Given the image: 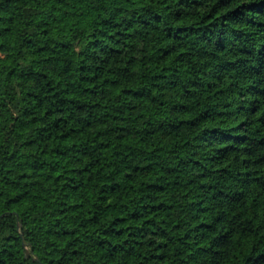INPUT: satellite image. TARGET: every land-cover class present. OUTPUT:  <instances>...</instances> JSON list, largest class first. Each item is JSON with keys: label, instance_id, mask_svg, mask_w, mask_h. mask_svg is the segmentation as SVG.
Wrapping results in <instances>:
<instances>
[{"label": "trees", "instance_id": "16d2710c", "mask_svg": "<svg viewBox=\"0 0 264 264\" xmlns=\"http://www.w3.org/2000/svg\"><path fill=\"white\" fill-rule=\"evenodd\" d=\"M0 264H264V0H0Z\"/></svg>", "mask_w": 264, "mask_h": 264}]
</instances>
